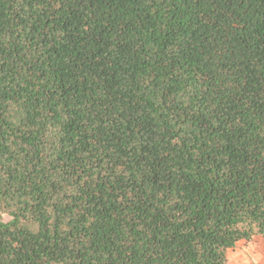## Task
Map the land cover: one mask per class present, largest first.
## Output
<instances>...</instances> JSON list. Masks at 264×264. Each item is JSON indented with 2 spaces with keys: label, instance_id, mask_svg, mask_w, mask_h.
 <instances>
[{
  "label": "trees",
  "instance_id": "1",
  "mask_svg": "<svg viewBox=\"0 0 264 264\" xmlns=\"http://www.w3.org/2000/svg\"><path fill=\"white\" fill-rule=\"evenodd\" d=\"M255 236L264 0H0V264H229Z\"/></svg>",
  "mask_w": 264,
  "mask_h": 264
},
{
  "label": "rangeland",
  "instance_id": "2",
  "mask_svg": "<svg viewBox=\"0 0 264 264\" xmlns=\"http://www.w3.org/2000/svg\"><path fill=\"white\" fill-rule=\"evenodd\" d=\"M3 218L8 220L9 216L4 215ZM255 255H258L259 259ZM227 260L229 264H251L250 261H253V264H264V237L255 236L250 241H239L234 248L227 251Z\"/></svg>",
  "mask_w": 264,
  "mask_h": 264
},
{
  "label": "bare ground",
  "instance_id": "3",
  "mask_svg": "<svg viewBox=\"0 0 264 264\" xmlns=\"http://www.w3.org/2000/svg\"><path fill=\"white\" fill-rule=\"evenodd\" d=\"M250 250H251V249H250ZM258 252L261 253L259 250H258ZM255 256H256V258L259 259V256H258V255H255ZM242 259H243V255H242Z\"/></svg>",
  "mask_w": 264,
  "mask_h": 264
},
{
  "label": "crops",
  "instance_id": "4",
  "mask_svg": "<svg viewBox=\"0 0 264 264\" xmlns=\"http://www.w3.org/2000/svg\"><path fill=\"white\" fill-rule=\"evenodd\" d=\"M253 260H254V258H253ZM250 262H251V264H253V261H250ZM254 264H257V262L256 263L254 262Z\"/></svg>",
  "mask_w": 264,
  "mask_h": 264
}]
</instances>
